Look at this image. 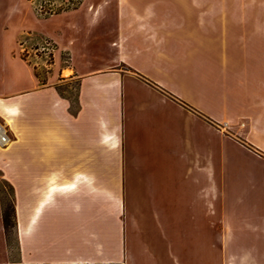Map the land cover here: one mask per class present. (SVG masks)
Segmentation results:
<instances>
[{"label": "crops", "instance_id": "0c3cea01", "mask_svg": "<svg viewBox=\"0 0 264 264\" xmlns=\"http://www.w3.org/2000/svg\"><path fill=\"white\" fill-rule=\"evenodd\" d=\"M44 20L50 30L38 32L54 45L46 83L29 69L30 84L14 89V48L0 59L10 136L0 178L12 186L18 263L104 259L107 196L119 214L159 211L136 202L161 168L180 172L174 184L192 192L194 212L217 210L219 182H248L245 171L219 177L235 140L218 126L244 118L264 151V48L228 43L217 16L186 0H81ZM23 41L22 31L9 37ZM62 70L78 81L74 100L57 90Z\"/></svg>", "mask_w": 264, "mask_h": 264}, {"label": "rangeland", "instance_id": "374dc122", "mask_svg": "<svg viewBox=\"0 0 264 264\" xmlns=\"http://www.w3.org/2000/svg\"><path fill=\"white\" fill-rule=\"evenodd\" d=\"M39 1L0 0V40H7L6 48L0 46V59L11 55V47L14 48L15 61H7V70L14 69L21 79L14 89L30 84L28 71L31 69L34 73L33 65L45 80L52 71L51 64L47 63L49 50L40 49V45L46 43L45 36L38 32L50 30V22L44 19L51 14L40 13ZM186 1L217 16L219 24L226 27L228 43L249 45L251 49L264 48V0ZM63 2L66 3L64 10H69L81 0ZM20 31L25 37L23 46H10L9 37ZM103 48L98 44L94 49L100 51ZM22 52L27 60L21 57ZM249 54L261 53L250 51ZM64 58L66 54H62L63 64ZM202 71L209 80L210 68L204 67ZM69 73L71 71L60 72L56 87L62 95L74 100L78 81L67 79L65 76ZM217 102H221L220 92ZM244 121L241 118L232 126H218L235 140V146H228L235 160L219 163V177L232 173L237 176L245 171L249 173V180L243 187L240 184L236 187L235 181L233 189L225 182H219L217 210H209V204L204 206L205 211L186 210L192 192L184 194L174 184V178L180 172L169 175L161 168L153 180L149 179V189L142 187V195L136 202L159 211L119 214L113 197L107 196L104 259L85 263L26 264H264V151L255 149L250 143L247 137L256 133L249 131L243 125ZM237 159L244 160V164ZM12 205V186L0 178V214L9 213L7 230L0 229V264H20Z\"/></svg>", "mask_w": 264, "mask_h": 264}, {"label": "built area", "instance_id": "2783aa9c", "mask_svg": "<svg viewBox=\"0 0 264 264\" xmlns=\"http://www.w3.org/2000/svg\"><path fill=\"white\" fill-rule=\"evenodd\" d=\"M64 0H40L38 4V9L42 14H53L57 13L58 11L64 10L66 3L63 2ZM52 44L48 40L45 44H41V50H51ZM49 52V51H48ZM10 142L9 130L8 125L5 121L0 119V147H5Z\"/></svg>", "mask_w": 264, "mask_h": 264}, {"label": "trees", "instance_id": "16d2710c", "mask_svg": "<svg viewBox=\"0 0 264 264\" xmlns=\"http://www.w3.org/2000/svg\"><path fill=\"white\" fill-rule=\"evenodd\" d=\"M44 38H45L46 41H48V38H46V37H44ZM51 47H52L51 50H49V52H48L49 61H47V63H49V64L52 63V50H53V48H54V45L52 44ZM21 57H22L23 59L27 60V59H26V54H25L24 52L21 53ZM64 60H66V58H64ZM28 62H29V61H28ZM33 68H34V73H35V75H36V77H37L39 83H40V84H44V83H46L45 77H42V76H41V74L38 72L37 67H36L35 65H33ZM48 70H49V69H48ZM11 212H12V215H13V217H14V208H13V205H12V207H11ZM2 218H3V228H4V230L6 231L7 228H8V226H9V213H8V212H4ZM14 227H15V221H14Z\"/></svg>", "mask_w": 264, "mask_h": 264}]
</instances>
